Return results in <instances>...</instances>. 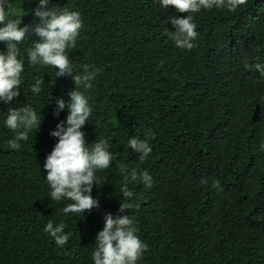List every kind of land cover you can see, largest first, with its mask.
I'll return each mask as SVG.
<instances>
[{
  "label": "trees",
  "instance_id": "16d2710c",
  "mask_svg": "<svg viewBox=\"0 0 264 264\" xmlns=\"http://www.w3.org/2000/svg\"><path fill=\"white\" fill-rule=\"evenodd\" d=\"M6 19H36L37 0H11ZM77 10L83 26L69 50L74 73L85 63L101 71L87 90L91 117L82 131L90 146L109 143L116 157L96 176L90 195L99 208L65 215L71 201H53L43 163L58 138L50 135L67 109L54 115L55 98L68 100L71 76L55 78V68L30 65L26 49L20 94L0 102V264H93L91 252L106 212L118 215L122 186L140 207L130 211L148 250L137 264H264V77L246 70L245 58L264 63V0H246L235 12L226 8L193 13L196 40L181 49L165 34L174 30L167 17L186 15L155 0H51ZM51 6V5H50ZM6 43L0 42V51ZM251 62V61H250ZM45 84L39 95L29 85ZM50 96L52 97L49 100ZM31 105L42 117L18 149L7 141L8 107ZM152 151L143 161L127 145L145 138ZM146 169L151 188L125 181L119 169ZM207 184H201V180ZM218 179L220 187H212ZM129 212V210H125ZM48 220L63 221L71 233L64 247L43 231Z\"/></svg>",
  "mask_w": 264,
  "mask_h": 264
},
{
  "label": "clouds",
  "instance_id": "9594fccd",
  "mask_svg": "<svg viewBox=\"0 0 264 264\" xmlns=\"http://www.w3.org/2000/svg\"><path fill=\"white\" fill-rule=\"evenodd\" d=\"M31 2V0H29ZM161 9L174 6L176 12L186 15H169L168 22L174 30L165 29V34L181 49L191 50L193 41L197 38L196 23L193 13L201 9H222L235 12L246 0H155ZM51 5V6H50ZM13 8L11 0H0V42L6 43V48L0 51V102L11 105L13 98L20 92L23 81L25 56L18 50L26 36L35 35L32 46L26 49L27 62L30 65L41 67L51 66L55 68V78L71 76L74 88L68 92V100L62 97L55 98L54 115L58 116L62 110L67 109L66 118L58 121L55 128L50 130V135L58 138L51 151L47 153L43 168L46 170L44 178L49 186L48 197L53 201L68 200L63 209L65 215L77 214L83 217L93 209L99 208L98 200L90 195L93 183L100 185V179L96 173L110 167L116 157L109 150V143L105 139L88 145L82 127L92 115L87 90L93 88V81L101 71L94 64L85 63L82 71L74 73L73 62L69 57V50L76 48V41L83 22L79 11L68 10L51 3V0H37L32 9V15L36 18L31 24H22L21 15L6 19L7 10ZM251 61V62H250ZM243 66L246 70H256L264 77V63L258 57L245 58ZM34 83L30 84L33 95H39L43 90L45 81L43 78L34 77ZM52 97L50 96L49 100ZM264 100V95L260 97ZM42 123L41 115L31 105L25 104L19 107H8L6 117L3 120L4 127L13 134L8 139L7 146L10 149H18L21 142L27 141L29 133L38 130ZM151 129H146L145 138L132 136L127 145L138 154L140 161L145 160L152 148L148 139L154 137ZM264 150V142L260 144ZM124 180L139 181L145 188H151L153 178L146 170L133 167L126 170V166L119 169ZM201 184H207L202 179ZM212 187L219 188L220 181L214 179ZM134 192L122 186L118 207V215L110 212L104 214L103 227L95 236V247L91 252L93 264H137L148 250V244L139 238V227L130 211L138 209L139 203L134 200ZM129 212H125V210ZM65 224L61 220L54 223L48 220L43 231L55 242L56 246L64 247L69 241L71 233H65Z\"/></svg>",
  "mask_w": 264,
  "mask_h": 264
}]
</instances>
